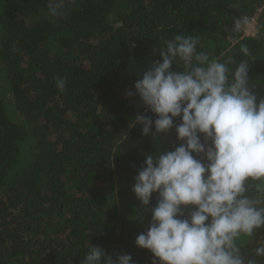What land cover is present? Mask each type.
Returning <instances> with one entry per match:
<instances>
[{
    "label": "trees",
    "instance_id": "obj_1",
    "mask_svg": "<svg viewBox=\"0 0 264 264\" xmlns=\"http://www.w3.org/2000/svg\"><path fill=\"white\" fill-rule=\"evenodd\" d=\"M177 34L231 58L230 70L247 60L249 87L264 99V0H65L55 17L48 0H0V264H82L91 246L159 264L135 243L158 193L147 208L132 188L148 154L185 143L181 120L145 136L135 117L157 116L125 92ZM243 240L251 254L264 229Z\"/></svg>",
    "mask_w": 264,
    "mask_h": 264
},
{
    "label": "clouds",
    "instance_id": "obj_2",
    "mask_svg": "<svg viewBox=\"0 0 264 264\" xmlns=\"http://www.w3.org/2000/svg\"><path fill=\"white\" fill-rule=\"evenodd\" d=\"M64 6L65 0H48L54 17ZM240 51L251 55L247 45ZM159 54L162 62L143 71L135 92L125 95H138L157 116L137 114L143 135L154 125L159 138L180 118L176 133L185 143L148 154L136 175L132 191L141 203L147 207L154 193L158 199L147 207L152 223L135 243L159 264H258L264 244L251 254L242 251L243 238L264 229V99L257 102L249 87V63L241 60L230 70L231 58H212L199 37L184 34L166 41ZM56 86L63 90L65 80L57 78ZM186 208L193 209L188 218ZM84 257L82 264H133L130 254L113 259L96 246Z\"/></svg>",
    "mask_w": 264,
    "mask_h": 264
},
{
    "label": "rangeland",
    "instance_id": "obj_3",
    "mask_svg": "<svg viewBox=\"0 0 264 264\" xmlns=\"http://www.w3.org/2000/svg\"><path fill=\"white\" fill-rule=\"evenodd\" d=\"M256 31H257V28L254 23H250L249 25H246L245 27L246 34H254L256 33Z\"/></svg>",
    "mask_w": 264,
    "mask_h": 264
},
{
    "label": "built area",
    "instance_id": "obj_4",
    "mask_svg": "<svg viewBox=\"0 0 264 264\" xmlns=\"http://www.w3.org/2000/svg\"><path fill=\"white\" fill-rule=\"evenodd\" d=\"M250 23H254L256 25V19L255 18L247 19L246 22H245V27H246V25H249Z\"/></svg>",
    "mask_w": 264,
    "mask_h": 264
}]
</instances>
